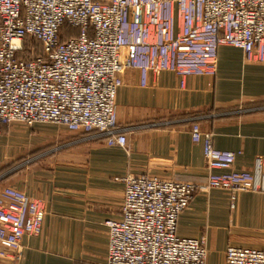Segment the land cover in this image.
I'll return each mask as SVG.
<instances>
[{
	"label": "built area",
	"instance_id": "built-area-1",
	"mask_svg": "<svg viewBox=\"0 0 264 264\" xmlns=\"http://www.w3.org/2000/svg\"><path fill=\"white\" fill-rule=\"evenodd\" d=\"M76 29L70 36L67 29ZM26 39L37 41L22 56ZM220 45L264 63V0H0V133L10 123H53L95 131L126 144L115 125L116 96L125 69L214 77ZM144 85V81L141 82ZM208 169L204 184L150 175L124 183L121 218L108 219L106 264H207L205 238L181 237L177 219L194 194L210 188L264 194V155L250 169L215 157L213 134L197 128ZM221 170L220 172H216ZM45 210L18 193L3 210L0 260L20 258L21 239L40 232ZM224 264H264V247L234 246Z\"/></svg>",
	"mask_w": 264,
	"mask_h": 264
},
{
	"label": "crops",
	"instance_id": "crops-1",
	"mask_svg": "<svg viewBox=\"0 0 264 264\" xmlns=\"http://www.w3.org/2000/svg\"><path fill=\"white\" fill-rule=\"evenodd\" d=\"M116 96L115 125L126 144L95 131L14 122L0 133V230L18 193L43 205L40 232L21 239L13 264H106L108 219L121 218L124 183L150 175L204 184L208 169L197 128L213 134L215 157L250 169L264 155V63L220 45L214 77L127 68ZM144 81V85L141 82ZM217 170L216 172H220ZM181 237L205 238L207 264H224L228 246L264 247V194L210 188L194 194L177 219ZM6 251L0 245V251ZM0 264H10L0 260Z\"/></svg>",
	"mask_w": 264,
	"mask_h": 264
},
{
	"label": "trees",
	"instance_id": "trees-1",
	"mask_svg": "<svg viewBox=\"0 0 264 264\" xmlns=\"http://www.w3.org/2000/svg\"><path fill=\"white\" fill-rule=\"evenodd\" d=\"M65 33L68 34V35H76L77 34V31L76 29H66L65 30ZM30 48H33L36 50V53H39L41 51V45L39 42L37 41H33V42H29L28 39H26L25 41V44H24V52L22 53V56H24L25 58H28L30 55L29 53H27V50H29Z\"/></svg>",
	"mask_w": 264,
	"mask_h": 264
},
{
	"label": "rangeland",
	"instance_id": "rangeland-1",
	"mask_svg": "<svg viewBox=\"0 0 264 264\" xmlns=\"http://www.w3.org/2000/svg\"><path fill=\"white\" fill-rule=\"evenodd\" d=\"M21 124V123H20ZM23 125V124H22Z\"/></svg>",
	"mask_w": 264,
	"mask_h": 264
}]
</instances>
